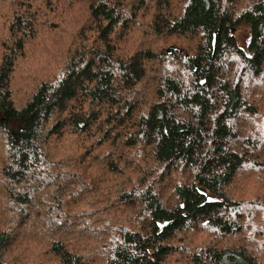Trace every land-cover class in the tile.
Returning a JSON list of instances; mask_svg holds the SVG:
<instances>
[{"label":"trees","instance_id":"1","mask_svg":"<svg viewBox=\"0 0 264 264\" xmlns=\"http://www.w3.org/2000/svg\"><path fill=\"white\" fill-rule=\"evenodd\" d=\"M0 264H264V0H0Z\"/></svg>","mask_w":264,"mask_h":264},{"label":"rangeland","instance_id":"2","mask_svg":"<svg viewBox=\"0 0 264 264\" xmlns=\"http://www.w3.org/2000/svg\"><path fill=\"white\" fill-rule=\"evenodd\" d=\"M234 33L240 41L241 45L245 46L246 41L250 37L249 29L247 27L239 28L238 30L234 31Z\"/></svg>","mask_w":264,"mask_h":264}]
</instances>
